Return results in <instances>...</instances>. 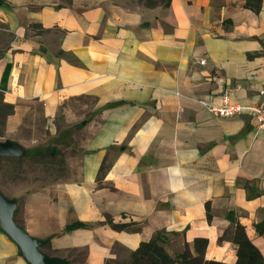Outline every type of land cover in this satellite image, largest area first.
Listing matches in <instances>:
<instances>
[{"label": "crops", "instance_id": "0c3cea01", "mask_svg": "<svg viewBox=\"0 0 264 264\" xmlns=\"http://www.w3.org/2000/svg\"><path fill=\"white\" fill-rule=\"evenodd\" d=\"M144 1L0 0L4 137L69 149L66 178L15 187L18 222L72 264L128 258L159 229L178 232L171 254L206 237L234 264L232 214L264 256V127L204 103L264 102V0ZM0 264H32L1 227Z\"/></svg>", "mask_w": 264, "mask_h": 264}, {"label": "trees", "instance_id": "16d2710c", "mask_svg": "<svg viewBox=\"0 0 264 264\" xmlns=\"http://www.w3.org/2000/svg\"><path fill=\"white\" fill-rule=\"evenodd\" d=\"M148 6H154L156 4L169 5L171 0H145ZM262 0H246V5L252 9L259 11L261 8ZM15 110L14 104L5 101L0 95V136L4 134V127L6 118L9 114ZM67 141L52 142L49 141L26 147V153L20 156L2 155L0 156V163L7 161L13 164V169L16 170L20 166L26 157L34 158L41 164H45L49 167L51 163L50 156L60 155L64 158L66 166V176L60 177L55 181L66 178L69 174V165L67 163V156L64 157L66 147L61 144ZM60 165V164H59ZM44 166V167H45ZM103 168V166H102ZM54 181V182H55ZM53 183V182H52ZM1 188V187H0ZM2 189V188H1ZM3 190V189H2ZM22 197H18L19 206L15 211V219L18 221V212L20 208V202ZM208 217H211L210 205L207 204ZM229 218L234 222V228L226 231L219 236V241H223L225 238H230L237 245L238 259L234 264H264V256L262 251L254 244L247 234L246 227L235 216L229 214ZM112 221V225L116 228H136L133 224L135 220L124 221ZM83 221H78L72 226L85 225ZM178 232H168L165 229H159L155 231L148 239L142 240L139 245L131 252L128 258H109L107 261L109 264H175L178 261H185L191 264H232L219 259H209L205 257V250L208 244V238L196 237L193 242L186 241L184 246L176 254H171L168 250V244L172 238V234ZM83 257V255H82ZM81 262V263H80ZM79 264H85V260L79 261Z\"/></svg>", "mask_w": 264, "mask_h": 264}, {"label": "water", "instance_id": "95a60500", "mask_svg": "<svg viewBox=\"0 0 264 264\" xmlns=\"http://www.w3.org/2000/svg\"><path fill=\"white\" fill-rule=\"evenodd\" d=\"M26 153V146L18 140L0 137V156H20ZM19 205L16 196L6 194L0 188V227L7 232L20 246L21 253L32 264H72L67 257L50 254L43 249V246L50 240V237H38L31 234L14 217Z\"/></svg>", "mask_w": 264, "mask_h": 264}, {"label": "rangeland", "instance_id": "374dc122", "mask_svg": "<svg viewBox=\"0 0 264 264\" xmlns=\"http://www.w3.org/2000/svg\"><path fill=\"white\" fill-rule=\"evenodd\" d=\"M58 126L62 127V124L59 123ZM4 136L5 135L3 134L0 137L6 138ZM49 142L52 143L57 141L56 139H51L49 140ZM67 154H69L68 148L65 150L64 157ZM49 158L51 159V163L49 164V167H46L45 164H41L34 158L32 159L26 157L23 160L22 164L18 166L16 170L13 169V164L7 161H3L2 163H0V187L6 194L10 196H16L18 198L17 195L11 194L14 192L15 187L19 183H27L30 184L31 187L44 186L54 182L60 177L63 178L64 176H66V166L64 158L60 155L50 156Z\"/></svg>", "mask_w": 264, "mask_h": 264}, {"label": "built area", "instance_id": "2783aa9c", "mask_svg": "<svg viewBox=\"0 0 264 264\" xmlns=\"http://www.w3.org/2000/svg\"><path fill=\"white\" fill-rule=\"evenodd\" d=\"M204 61V59H202ZM210 111L220 116H233L249 113L257 120L258 126L264 127V102H241L231 99L229 91H226L220 102L204 101Z\"/></svg>", "mask_w": 264, "mask_h": 264}]
</instances>
